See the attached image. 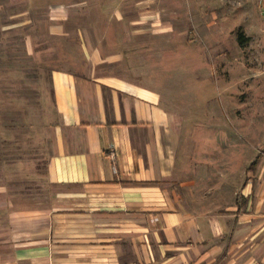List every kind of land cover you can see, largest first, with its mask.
<instances>
[{
	"label": "rangeland",
	"instance_id": "1",
	"mask_svg": "<svg viewBox=\"0 0 264 264\" xmlns=\"http://www.w3.org/2000/svg\"><path fill=\"white\" fill-rule=\"evenodd\" d=\"M260 2L0 0V202L47 205L54 71H91L108 101L118 82L155 93L188 183L229 202L264 150V27L248 20Z\"/></svg>",
	"mask_w": 264,
	"mask_h": 264
},
{
	"label": "crops",
	"instance_id": "2",
	"mask_svg": "<svg viewBox=\"0 0 264 264\" xmlns=\"http://www.w3.org/2000/svg\"><path fill=\"white\" fill-rule=\"evenodd\" d=\"M52 79L47 205L0 202V264H264V150L229 202L208 200L178 166L179 127L155 93L118 82L108 101L91 71Z\"/></svg>",
	"mask_w": 264,
	"mask_h": 264
},
{
	"label": "trees",
	"instance_id": "3",
	"mask_svg": "<svg viewBox=\"0 0 264 264\" xmlns=\"http://www.w3.org/2000/svg\"><path fill=\"white\" fill-rule=\"evenodd\" d=\"M239 38H240V42H241V40H243L242 39V34L239 35ZM254 163H255V161H254Z\"/></svg>",
	"mask_w": 264,
	"mask_h": 264
}]
</instances>
